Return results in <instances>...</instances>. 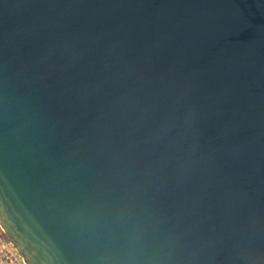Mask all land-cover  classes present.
<instances>
[{"label": "water", "instance_id": "1", "mask_svg": "<svg viewBox=\"0 0 264 264\" xmlns=\"http://www.w3.org/2000/svg\"><path fill=\"white\" fill-rule=\"evenodd\" d=\"M0 230L22 264H264V0H0Z\"/></svg>", "mask_w": 264, "mask_h": 264}, {"label": "built area", "instance_id": "2", "mask_svg": "<svg viewBox=\"0 0 264 264\" xmlns=\"http://www.w3.org/2000/svg\"><path fill=\"white\" fill-rule=\"evenodd\" d=\"M0 264H22L13 247L0 230Z\"/></svg>", "mask_w": 264, "mask_h": 264}, {"label": "trees", "instance_id": "3", "mask_svg": "<svg viewBox=\"0 0 264 264\" xmlns=\"http://www.w3.org/2000/svg\"><path fill=\"white\" fill-rule=\"evenodd\" d=\"M4 238H5V236H4ZM6 239V238H5ZM7 240V239H6Z\"/></svg>", "mask_w": 264, "mask_h": 264}]
</instances>
